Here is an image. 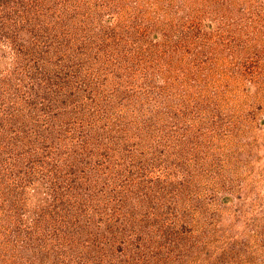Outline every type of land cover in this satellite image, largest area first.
Segmentation results:
<instances>
[{
  "label": "rangeland",
  "instance_id": "1",
  "mask_svg": "<svg viewBox=\"0 0 264 264\" xmlns=\"http://www.w3.org/2000/svg\"><path fill=\"white\" fill-rule=\"evenodd\" d=\"M0 264H264V0H0Z\"/></svg>",
  "mask_w": 264,
  "mask_h": 264
}]
</instances>
